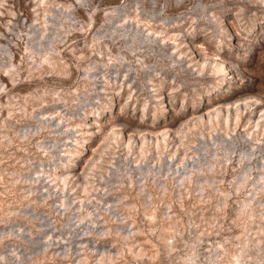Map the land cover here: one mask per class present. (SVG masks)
<instances>
[{
  "label": "rangeland",
  "instance_id": "obj_1",
  "mask_svg": "<svg viewBox=\"0 0 264 264\" xmlns=\"http://www.w3.org/2000/svg\"><path fill=\"white\" fill-rule=\"evenodd\" d=\"M0 264H264V0H0Z\"/></svg>",
  "mask_w": 264,
  "mask_h": 264
}]
</instances>
